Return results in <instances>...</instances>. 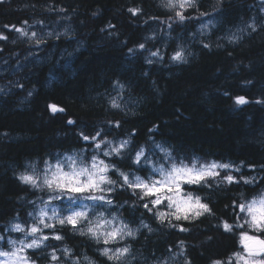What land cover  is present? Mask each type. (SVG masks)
<instances>
[{
    "label": "trees",
    "instance_id": "16d2710c",
    "mask_svg": "<svg viewBox=\"0 0 264 264\" xmlns=\"http://www.w3.org/2000/svg\"><path fill=\"white\" fill-rule=\"evenodd\" d=\"M175 12L162 0H0V250L24 239L12 226L30 227L54 194L19 177H41L45 162L64 154L85 162L98 155L116 166L108 173L117 183L104 193L112 203L96 204L97 211L123 221L135 235L105 244L78 230L86 223L73 228L56 221L49 239L27 250L34 264H213L230 258L237 264L242 230L264 238L246 225L235 227L245 219L235 204L264 193V0H194L183 21ZM206 22L212 24L202 30ZM180 47L185 61H172ZM156 51L160 55L152 56ZM239 96L248 103L236 104ZM112 98L120 108L111 106ZM50 105L65 111L53 113ZM97 131L98 139L129 145L105 157L107 143L98 150L80 135ZM157 145L177 163L230 166L207 183L185 184L210 213L161 223L157 212L166 203L153 206L155 197L120 186L116 169L144 179L152 174L143 158L133 163L141 148L148 161L168 166ZM227 175L235 181H225ZM55 202L66 211L69 195ZM123 247L130 251L120 262L102 254Z\"/></svg>",
    "mask_w": 264,
    "mask_h": 264
},
{
    "label": "snow or ice",
    "instance_id": "6c2138e0",
    "mask_svg": "<svg viewBox=\"0 0 264 264\" xmlns=\"http://www.w3.org/2000/svg\"><path fill=\"white\" fill-rule=\"evenodd\" d=\"M194 0H162V5L168 9L176 10V18L180 21L185 19L184 10L192 7ZM133 14H136L138 9H130ZM26 23V22H25ZM21 35L28 36V33L23 29H15ZM32 37L36 36L33 32ZM234 38V37H233ZM37 44L41 43V40L35 41ZM139 48L143 49L144 45H139ZM133 50L129 49L131 53ZM152 56H159V51L151 53ZM186 59L183 47L171 56L172 61L184 62ZM151 62V61H149ZM122 88L123 86L120 85ZM236 104L243 105L248 103L247 98L243 96L236 97ZM110 104L113 108H120L121 104L118 102V98H112ZM51 111L64 112L63 108H59L57 105H50ZM68 123L74 124L75 121L69 120ZM116 127H119V122H116ZM83 140L91 139L94 142L96 149H101V145L107 143L110 150H104L103 155L108 156H119L122 150L126 149L129 145L128 140H121L118 146H113L111 141H105L101 137V132L97 131L95 135L89 137L80 134ZM161 152L164 153V159L168 166L164 164L157 165L148 161L145 157L143 148L135 153L133 159L134 164H140L143 158L144 163L152 164V174L148 179H144L135 174V172H124L119 169L116 171L119 173L121 180V187H128L132 190L139 189L143 197H155L151 200L153 206H159L165 204L170 210L168 212L158 211L157 216L161 223L165 220L175 217V219L188 220L190 218L198 217L204 212H211L208 204L201 201L200 196H193L191 192H184L183 185L185 184H200L207 183L208 178H215L219 176L218 169H227L230 166L228 164H217L211 162L208 164H200L197 166V161L193 160L191 165L180 161L177 163L174 158L171 157V152L164 149L160 145L156 146ZM35 169V166H32ZM114 164L107 163L104 159L99 158L98 155H94L90 162H85L83 159H78L75 156L66 157L65 160H57L55 164L45 162V170L43 177L25 173L22 174L19 179L24 183L30 184L35 188H47L49 191L58 192L61 195L70 193H83V192H100L103 193L105 190L112 191V186L117 182L112 180L108 176L110 169H115ZM154 176H159V179H153ZM42 179V182H41ZM228 183H233L235 178L231 175H227L223 178ZM247 183V181H245ZM60 198V195L54 197ZM53 197H50V201ZM73 199L78 197L69 196V203L71 204ZM93 202L100 201L105 204H111L112 201L106 199L104 195H91L88 197ZM49 201V202H50ZM45 202L44 207H41L36 216V222L30 227L25 229L20 224L13 225V230L24 233V239L19 241H9L12 245L11 251L0 250V257H4V260H0V264H34L33 261L27 256V250L40 248L45 240L49 239L47 235H43L44 229H54L56 227L53 223H48V220H55L60 225L65 223L70 224L73 228H76L82 221H87L88 226L86 232L92 238L96 240L103 239L105 244L110 241L123 240L126 236H134L135 232L129 228L127 224L120 221L116 223L117 218L112 217L108 219L105 217L103 212L96 215L95 220L88 219L89 206L86 204H77L74 207L67 209L68 214L61 216L58 209H51V215H49L48 203ZM95 204H93V207ZM145 208H148V204H144ZM235 207L239 210V213L245 214V219L242 223H237L235 227L244 229L245 225L247 228L254 230L257 233L264 234V193L259 194L257 197L252 198L244 203L235 204ZM151 211V209H149ZM189 212L192 213L190 217ZM239 220V215H237ZM148 227L147 225H142ZM223 227L226 231H231L233 228L232 224L227 221L223 222ZM151 229H149L150 231ZM83 232V229H81ZM181 231H187L185 228H181ZM39 234V235H38ZM54 239H61L59 235H55ZM2 239V237H0ZM240 242L243 246V253L237 252L233 255L236 258L237 264H264V259L258 257H264V238L260 235H252L247 231L240 232ZM183 247V242H181ZM129 248H116L114 251L110 248H104L102 254L105 255L109 260L120 262L127 254H129ZM65 255H71L69 249H64ZM51 259L53 261L59 258L55 254V250L51 253ZM79 258H77L78 260ZM88 260V257H84ZM91 264V261H89ZM213 264H231V258L229 261H214Z\"/></svg>",
    "mask_w": 264,
    "mask_h": 264
},
{
    "label": "rangeland",
    "instance_id": "374dc122",
    "mask_svg": "<svg viewBox=\"0 0 264 264\" xmlns=\"http://www.w3.org/2000/svg\"><path fill=\"white\" fill-rule=\"evenodd\" d=\"M211 24H212V23H210V22L203 23V26L201 27L202 30H207V29L211 26ZM236 32H238V34H239V32H241V29L237 30ZM236 34H237V33H236ZM111 142H112L113 146H118V144H119L120 141H118V142L111 141ZM105 150H110V149L107 147ZM69 156H75V157H77V155H73V154H64V155H61V156L55 158L54 162L51 163V164H55V163L57 162V160H61V161H63V160L66 159V157H69ZM99 158L104 159V158H102V157H99ZM78 159H79V158H78ZM104 160L106 161V159H104ZM106 162L108 163V160H107ZM212 162H216L217 164H223V163L218 162V161H212ZM208 163H211V162H204V163H202V164H208ZM198 167H199V166H198ZM110 170H111V169H110ZM219 170H220V169H218V171H219ZM43 174H44V172L41 173V178L43 177ZM108 176H109V173H108ZM109 177H110V176H109ZM159 178H160L159 176H155V177H153V179H159ZM41 182H42V179H41ZM183 189H184V192L187 193L188 190L186 189L185 185H183ZM106 191H107V190H105L103 193L96 192L95 195H97V196H99V195H104V193H105ZM58 195H60V198H59V199L54 198V197H56V196H58ZM64 195H69V196H71V197H78V199H73L72 203L70 204V206L68 205L67 208L74 207V206L77 205V204H86V205H88V206H89V209H90L88 219H90V220H95L96 215H97L98 213H100V212L97 211L96 204H103V202H100V201L93 202V201H91L90 199H88L89 196L94 195V194H84V195H82V196H77V193H70V194H63V195H61V194L58 193V192H54V194L50 195L49 197H47V198L44 200V204H45V202H49V201H50V197H53V199H51V201L48 203L49 215H51V209H53V208L58 209V210L60 211L61 216H65V215L68 214L67 210L65 211L60 203L55 202L56 200H63V199H64ZM104 196H105V195H104ZM193 196H194V195H193ZM105 197H106V196H105ZM194 197H195V196H194ZM44 204H43L41 207H44ZM93 204H95L94 207H93ZM161 205H163V204H161ZM41 207H40V208H41ZM162 211L168 212V211H170V210L166 207V209H164V210H162ZM189 215L192 216V213L189 212ZM47 222H48V223H53V224H55L56 221H55V220H48ZM119 222H120L119 220L116 221L117 224H119ZM84 223H86V224H85V226H84L83 228H81V229H83V232H86V229H87V226H88L87 221H82V222H81L80 224H78L77 226H79V225H81V224H84ZM129 228H130V227H129ZM81 229H78V230L81 231ZM130 229H131V228H130ZM48 230H52V229H44V230H43V235H47V236H49L50 234L48 233ZM249 234L256 235L255 233H250V232H249ZM38 235H39V234H38ZM12 241H15V240H12ZM11 246H12V245H11ZM11 250H12V247H11L10 250H6V251H11ZM113 251H114V250H113ZM240 252L243 253V246H242V249H241ZM27 256H28V255H27ZM258 258L264 259V257H258ZM4 259H5L4 257H0V260H4ZM234 261H235V263H237L235 256H234ZM241 264H242V262H241Z\"/></svg>",
    "mask_w": 264,
    "mask_h": 264
}]
</instances>
